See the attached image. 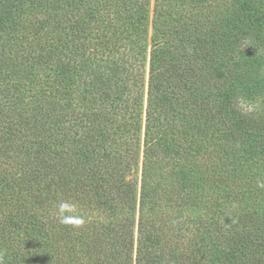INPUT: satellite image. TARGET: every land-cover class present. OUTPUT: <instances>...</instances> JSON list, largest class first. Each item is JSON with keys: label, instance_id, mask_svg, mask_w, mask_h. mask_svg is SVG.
<instances>
[{"label": "trees", "instance_id": "obj_1", "mask_svg": "<svg viewBox=\"0 0 264 264\" xmlns=\"http://www.w3.org/2000/svg\"><path fill=\"white\" fill-rule=\"evenodd\" d=\"M0 264H264V0H0Z\"/></svg>", "mask_w": 264, "mask_h": 264}, {"label": "rangeland", "instance_id": "obj_2", "mask_svg": "<svg viewBox=\"0 0 264 264\" xmlns=\"http://www.w3.org/2000/svg\"><path fill=\"white\" fill-rule=\"evenodd\" d=\"M152 8H153V4H152ZM149 35L152 36V28L151 27L149 29Z\"/></svg>", "mask_w": 264, "mask_h": 264}]
</instances>
